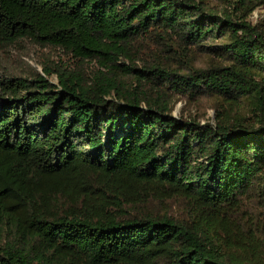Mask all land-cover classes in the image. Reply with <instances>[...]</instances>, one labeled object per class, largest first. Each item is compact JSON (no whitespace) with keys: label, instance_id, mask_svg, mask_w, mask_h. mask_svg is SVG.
Returning <instances> with one entry per match:
<instances>
[{"label":"trees","instance_id":"1","mask_svg":"<svg viewBox=\"0 0 264 264\" xmlns=\"http://www.w3.org/2000/svg\"><path fill=\"white\" fill-rule=\"evenodd\" d=\"M234 6L0 0V52L77 61L0 72V264H264V0Z\"/></svg>","mask_w":264,"mask_h":264},{"label":"rangeland","instance_id":"2","mask_svg":"<svg viewBox=\"0 0 264 264\" xmlns=\"http://www.w3.org/2000/svg\"><path fill=\"white\" fill-rule=\"evenodd\" d=\"M220 11H228L235 13L234 1L237 0H205ZM249 21L258 28L264 30V6H259L249 16ZM73 60L67 53L55 48L38 47L36 45L18 44L9 51L0 52V72H10L25 74L36 68L42 72V65L56 66H73ZM97 64L94 62L86 65L87 72H91ZM57 81L56 75L51 78ZM211 102L198 101L192 104L179 100L174 108L173 114L176 116L185 115V117H193L201 121V123L214 122L215 111L210 107Z\"/></svg>","mask_w":264,"mask_h":264}]
</instances>
